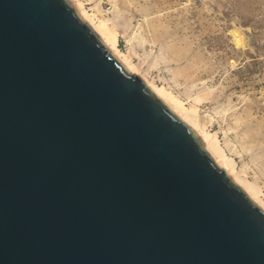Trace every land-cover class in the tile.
Wrapping results in <instances>:
<instances>
[{
  "label": "water",
  "instance_id": "95a60500",
  "mask_svg": "<svg viewBox=\"0 0 264 264\" xmlns=\"http://www.w3.org/2000/svg\"><path fill=\"white\" fill-rule=\"evenodd\" d=\"M0 264H264V212L70 0H0Z\"/></svg>",
  "mask_w": 264,
  "mask_h": 264
},
{
  "label": "rangeland",
  "instance_id": "374dc122",
  "mask_svg": "<svg viewBox=\"0 0 264 264\" xmlns=\"http://www.w3.org/2000/svg\"><path fill=\"white\" fill-rule=\"evenodd\" d=\"M78 1L116 30L124 68L194 109L264 201V0Z\"/></svg>",
  "mask_w": 264,
  "mask_h": 264
},
{
  "label": "bare ground",
  "instance_id": "6f19581e",
  "mask_svg": "<svg viewBox=\"0 0 264 264\" xmlns=\"http://www.w3.org/2000/svg\"><path fill=\"white\" fill-rule=\"evenodd\" d=\"M74 1L75 7L77 8L81 18L93 29L113 55H118L119 62L127 70L132 72L134 67L131 64V61L117 49L116 30L104 24H95L92 14H88L78 0ZM150 89L164 104L167 105V107H169L174 114H176L188 126L192 127V129L196 130V133L199 136L200 141L203 143V147L207 153L224 171H226L228 175H230L233 181L239 185L244 190L246 195L264 212V201L259 197L258 187L238 176V173L234 168L233 160L225 154L224 150L218 143L216 135L206 132L204 128L198 127V121L194 113H192L194 109L184 108L179 100L159 87L150 86Z\"/></svg>",
  "mask_w": 264,
  "mask_h": 264
}]
</instances>
